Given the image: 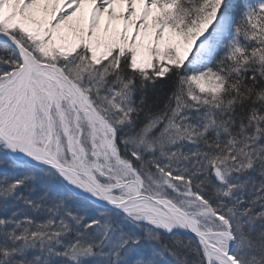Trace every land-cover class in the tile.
<instances>
[{"label":"snow or ice","instance_id":"1","mask_svg":"<svg viewBox=\"0 0 264 264\" xmlns=\"http://www.w3.org/2000/svg\"><path fill=\"white\" fill-rule=\"evenodd\" d=\"M0 264H264V0H0Z\"/></svg>","mask_w":264,"mask_h":264}]
</instances>
